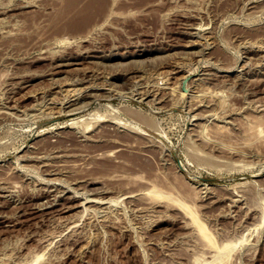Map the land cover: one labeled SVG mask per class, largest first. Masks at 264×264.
<instances>
[{
    "label": "rangeland",
    "instance_id": "rangeland-1",
    "mask_svg": "<svg viewBox=\"0 0 264 264\" xmlns=\"http://www.w3.org/2000/svg\"><path fill=\"white\" fill-rule=\"evenodd\" d=\"M87 1L0 0V264H264V0Z\"/></svg>",
    "mask_w": 264,
    "mask_h": 264
},
{
    "label": "bare ground",
    "instance_id": "bare-ground-1",
    "mask_svg": "<svg viewBox=\"0 0 264 264\" xmlns=\"http://www.w3.org/2000/svg\"><path fill=\"white\" fill-rule=\"evenodd\" d=\"M84 1V0H83ZM112 1V0H111ZM90 2H95V3H97V6H96V11H95V14L93 13V9L92 10H89L88 9V7H89V4H90ZM115 5L117 4V1L114 3ZM112 5V4H111ZM114 5V6H115ZM113 7V6H112ZM111 7H110V0H90V1H87L86 3H85V6L84 7H82L81 9L82 10H86L85 11V13H84V23L86 24L85 26V30L87 29V28H89L92 24H94L99 18H101V17H104L107 13H108V11H109V9H110ZM88 9V10H87ZM111 11V10H110ZM109 11V12H110ZM113 12H114V9H113ZM120 12V11H119ZM119 14V13H118ZM108 15V14H107ZM113 16V15H112ZM106 17H108V16H106ZM115 17V16H114ZM84 28V27H83ZM82 34V33H81ZM90 34V33H89ZM88 34V35H89ZM71 36V35H70ZM65 37V36H64ZM73 37V36H72ZM74 39V38H73ZM260 44H261V42H260ZM263 45V44H262ZM262 48V47H261ZM74 62V61H73ZM178 62V61H177ZM63 63V62H62ZM61 63H59V65H60ZM66 64V63H65ZM177 65V64H176ZM231 68V67H230ZM177 70V69H176ZM190 70V69H189ZM163 72V71H162ZM54 73H55V71H54ZM159 73H161V72H159ZM166 75V74H165ZM169 76L167 75V78H168ZM164 78V77H163ZM162 78V79H163ZM166 78V79H167ZM55 79V78H54ZM75 79V78H74ZM77 79V78H76ZM172 79V78H171ZM57 80V79H56ZM59 80V79H58ZM82 80V79H81ZM170 81V80H169ZM198 81V80H197ZM58 82V81H57ZM66 82V81H65ZM171 82V81H170ZM60 83V82H59ZM63 84V83H62ZM68 84V83H67ZM76 84V83H75ZM59 85V84H58ZM55 86V85H54ZM85 86H86V84H85ZM165 86V85H164ZM60 87V86H59ZM58 87V88H59ZM87 87H89V86H87ZM197 87V86H196ZM201 87V86H200ZM63 88H65V87H63ZM82 88H83V86H82ZM204 89H205V87H204ZM245 89V88H244ZM57 90H59V89H57ZM207 90V89H206ZM208 90H209V88H208ZM62 91V90H61ZM78 91V90H77ZM83 91V90H82ZM203 91V90H202ZM195 92V91H194ZM64 93V92H63ZM67 93L68 94H73L74 93V89H73V87L72 88H69V89H67ZM199 93V92H198ZM204 93V92H203ZM214 93V92H213ZM217 93V92H216ZM142 94H143V92H142ZM215 94V93H214ZM63 95V94H62ZM96 95V94H95ZM194 95V94H193ZM198 95V94H197ZM202 95V94H201ZM204 95H205V93H204ZM67 96V95H66ZM73 96V95H72ZM89 96V95H88ZM93 96V95H92ZM142 96V95H141ZM55 97V96H54ZM56 97H58V96H56ZM68 97V96H67ZM71 97V96H70ZM95 97V96H94ZM102 97V96H101ZM154 97V96H153ZM51 98V97H50ZM96 98V97H95ZM142 98V97H141ZM205 98V97H204ZM56 99V98H55ZM60 99V98H59ZM212 99V98H211ZM219 100H221V99H219ZM218 100V101H219ZM86 101V100H85ZM84 101V102H85ZM200 101H201V99H200ZM72 102V101H71ZM212 102V101H211ZM217 102V101H216ZM220 102V101H219ZM70 103V102H69ZM68 103V104H69ZM83 103V102H82ZM85 103H87V102H85ZM200 103V102H199ZM213 103V102H212ZM81 104V103H80ZM202 104V103H201ZM7 105V104H6ZM55 105V104H54ZM83 105V104H82ZM200 105V104H199ZM80 106V105H79ZM221 106H223V105H221ZM262 106V105H261ZM61 107V106H60ZM75 107H77V106H75ZM74 107V108H75ZM192 107V106H191ZM195 107V106H194ZM7 108V107H6ZM10 108V107H9ZM70 108H73V107H70ZM261 108V107H260ZM5 109V108H4ZM60 109V108H59ZM192 109V108H191ZM206 109V108H205ZM223 109V108H222ZM259 109V108H258ZM54 110H56V109H54ZM58 110V109H57ZM81 110V109H80ZM204 110V109H203ZM62 111V110H61ZM60 111V112H61ZM210 111H212V110H210ZM55 112V111H54ZM73 112V111H72ZM227 112V111H226ZM210 113V112H209ZM225 113V112H224ZM110 114V113H109ZM116 114V113H115ZM204 114V113H203ZM113 115V114H112ZM216 115V114H215ZM108 116V115H107ZM111 116V115H110ZM202 116V115H201ZM205 116V115H204ZM81 117H82V115H81ZM263 119V118H262ZM113 120V119H112ZM114 120H116V119H114ZM264 120V119H263ZM7 121V120H6ZM75 122V121H74ZM78 122V121H77ZM118 122V121H117ZM122 122V121H121ZM75 124V123H74ZM119 124V123H118ZM122 124V123H121ZM145 124V123H144ZM205 124V123H204ZM263 124H264V122H263ZM90 125V124H89ZM111 125V124H110ZM114 125V124H113ZM124 125V124H123ZM208 125V124H207ZM85 126H87V125H85ZM262 126H264V125H262ZM130 127V126H129ZM200 127V126H199ZM206 127V126H205ZM253 127H256V126H253ZM87 128V127H86ZM201 128V127H200ZM258 128V127H257ZM115 129V128H114ZM136 128H134L133 129V131L135 130ZM138 129V128H137ZM204 129H206V128H204ZM255 129V128H254ZM132 130V129H131ZM202 130V129H201ZM194 131V130H193ZM203 131V130H202ZM257 131V130H256ZM254 132V134L255 133H259V132ZM262 131H263V129H262ZM129 132V131H128ZM262 133V132H261ZM59 134V133H58ZM126 134V133H125ZM130 134V133H129ZM141 134V133H140ZM192 134H193V132H192ZM198 134H199V132H198ZM202 134V133H201ZM143 135V134H142ZM256 135V134H255ZM260 135V134H259ZM127 136V135H126ZM258 136V135H257ZM261 136H263L264 137V135L262 134ZM136 137V136H135ZM201 137V136H200ZM110 138V137H109ZM96 139V138H95ZM94 139V140H95ZM98 139V138H97ZM146 139V138H145ZM99 140V139H98ZM115 140V139H114ZM116 141H117V139H116ZM119 142V141H118ZM120 142H122V141H120ZM138 142H139V140H138ZM150 142H152L151 140H150ZM128 143V142H127ZM153 143V142H152ZM138 144V143H137ZM148 144V143H147ZM120 145V144H119ZM122 145V144H121ZM134 145V144H133ZM141 145V144H140ZM57 146V145H56ZM59 146V145H58ZM123 146V145H122ZM133 147V146H132ZM140 147V146H139ZM153 147V146H152ZM57 148V147H56ZM116 148V147H115ZM126 148V147H125ZM58 149V148H57ZM128 149V148H127ZM141 149H143V148H141ZM157 150V149H156ZM139 152V151H138ZM141 153V152H140ZM140 153H139V155H140ZM107 154V153H106ZM109 155H111V153L109 154ZM137 155V154H136ZM155 156V155H154ZM104 157V156H103ZM111 157H113V156H111ZM115 157H116V155H115ZM118 157H120L121 158V162L123 163V161H126V160H129L130 161V159H128V158H125V154H124V156H122V155H119ZM137 157H138V155H137ZM42 158V157H41ZM105 158V157H104ZM116 159V158H115ZM119 159V158H118ZM123 159V160H122ZM139 159V158H138ZM107 160V159H106ZM109 160V159H108ZM137 161H139V160H137ZM127 162V161H126ZM131 162V161H130ZM134 162H136V161H134ZM145 162V161H144ZM144 162H142V163H144ZM125 163V162H124ZM132 163V162H131ZM137 163V162H136ZM135 163V164H136ZM127 164V163H126ZM138 164V163H137ZM140 164V163H139ZM138 164V165H139ZM117 165V164H116ZM115 165V166H116ZM128 165V164H127ZM112 166H113V164H112ZM144 166V165H143ZM114 167V166H113ZM120 167V166H119ZM108 168H112V167H108ZM122 168V167H121ZM139 168V167H138ZM149 168V167H148ZM155 168V167H154ZM104 169V168H103ZM119 170V169H118ZM124 170V169H123ZM107 171H110V170H108L107 169ZM139 172V171H138ZM136 173H137V171H136ZM136 173H135V175L134 176H136ZM144 173V172H143ZM115 174H117V173H115ZM125 174V173H124ZM127 174V173H126ZM151 174V173H150ZM155 174H156V172H155ZM114 175V174H113ZM138 175H139V173H138ZM121 176H123L122 174H121ZM130 176V175H129ZM143 176H144V174H143ZM143 176H141V177H143ZM129 180H130V178L132 177V175H131V177L129 178L128 177V174H127V176H126ZM125 177V178H126ZM148 177V176H147ZM132 178H134V177H132ZM137 178H139V177H137ZM144 178V177H143ZM143 178H141V180L143 179ZM154 178V177H153ZM157 178V177H156ZM55 179H57V178H55ZM140 179V178H139ZM59 180V179H58ZM149 180V182H151L150 180H152V178H150V179H148ZM154 180V179H153ZM152 180V181H153ZM8 181V180H7ZM147 181V180H146ZM53 182V181H52ZM149 182H147L148 184H149ZM156 182V181H155ZM154 182V184L156 185H154L153 183V189L151 188V192H150V194L151 193H154L155 195L157 194V195H159V194H163V195H167V194H164V193H156L157 191L158 192H160V190H157V189H159V188H157L156 189V187H158V185L156 184ZM14 184H15V182H14ZM137 184V183H136ZM135 184V185H136ZM142 184H143V182H142ZM8 184H6V186H7ZM13 185V184H12ZM16 185V184H15ZM47 185V184H46ZM144 185V184H143ZM143 185H141V186H143ZM147 185V184H146ZM9 186V185H8ZM68 186V185H67ZM151 186V185H150ZM5 187V186H4ZM127 187H129V186H127ZM134 187V186H133ZM139 187V186H138ZM144 187V186H143ZM152 187V186H151ZM9 188V187H8ZM70 188V187H69ZM137 188V187H136ZM147 188V187H146ZM7 189V188H6ZM13 189V188H12ZM60 189H61V187H60ZM148 189H150V187L148 186ZM5 190V189H4ZM56 190V189H55ZM141 190H143V189H141ZM146 190V189H145ZM155 190H157V191H155ZM62 191V190H61ZM76 191V190H75ZM134 191V190H133ZM139 191V190H138ZM137 191V192H138ZM162 191V190H161ZM14 192V191H13ZM87 192V191H86ZM85 192V193H86ZM148 192V191H147ZM162 192H164V191H162ZM75 193V192H74ZM79 193V192H78ZM77 193V194H78ZM134 193V192H133ZM149 193V192H148ZM168 193V192H167ZM140 194V193H139ZM54 195V194H53ZM152 195V194H151ZM162 195V196H163ZM56 196V195H55ZM58 196V195H57ZM77 196V195H76ZM99 196H101V195H99ZM138 196V195H137ZM142 196V195H141ZM140 196V197H141ZM154 196V195H153ZM161 196V195H160ZM168 196L169 197H172L171 196V193H168ZM82 197V196H81ZM135 197V196H134ZM155 197V196H154ZM91 198V197H90ZM159 198V197H158ZM88 199V198H87ZM51 200V199H50ZM111 200V199H110ZM109 200V201H110ZM132 200V199H131ZM137 200V199H136ZM149 200H150V198H149ZM154 200V199H153ZM112 201V200H111ZM147 201V200H146ZM178 201V200H177ZM90 202H93L94 204H97V205H102V204H107V202L106 201H103L102 199H100V198H94L93 200H91ZM158 202V201H157ZM182 201H180V203H181ZM54 203V202H53ZM177 203H179V202H177ZM183 203V202H182ZM110 204V203H109ZM184 204V203H183ZM183 204H181L182 206H185L187 203H185L184 205ZM42 205V204H41ZM40 205V206H41ZM83 205V204H82ZM157 205V204H156ZM179 205V204H178ZM68 207V206H67ZM88 207V206H87ZM103 207V206H102ZM107 207V206H106ZM186 207V206H185ZM69 208V207H68ZM183 208V207H182ZM191 208V207H190ZM106 209V208H105ZM186 210H188V207L187 208H185ZM184 210V209H183ZM189 210H191V209H189ZM193 210V209H192ZM88 211V210H87ZM85 212V211H84ZM187 212V211H186ZM189 213H191L190 215H192V213L194 214V212H189ZM89 214V213H88ZM194 216V215H193ZM192 216V217H193ZM193 219H194V217H193ZM194 220H197L196 219V217H195V219ZM201 227V230H202V232H203V230L205 229V227H203L202 228V226H200ZM200 227H199V230H200ZM199 232H201V231H199ZM202 232H201V234L200 235H202V237H203V234H202ZM205 235H204V238H203V240L206 238V239H208V241L205 239V241H207L208 242V245L210 244V246H211V244L213 243H210L209 241L211 240L210 239V237H207V232H205V230H204V232H203ZM207 233V234H206ZM208 236H209V234H208ZM212 241V240H211ZM206 244V243H205ZM215 245L217 246V244L215 243ZM215 245H213L214 247H212V248H214V249H216V246ZM232 245V244H231ZM206 246H207V244H206ZM209 246V247H210ZM210 247V248H211ZM223 247V248H222ZM232 247L233 246H231L230 247V245L229 244H226L225 243V245L224 246H219V247H217L219 250L217 251V252H220V248H222L223 249V251L225 250V251H227L228 249L230 250V251H232L233 249H232ZM234 248V247H233ZM213 249V250H214ZM221 249V250H222ZM227 249V250H226ZM223 251H221V253L220 254H225V253H228V255L227 256H223V257H225V258H227V259H229L228 258V256L230 255L229 253H230V251H227V252H225L224 251V253H222ZM216 252V253H217ZM215 253V252H214ZM204 254V253H203ZM220 254H218L219 255V257H221V255ZM201 255V254H200ZM217 255V256H218ZM197 256H199V254L197 255ZM215 257V260H217V258H218V260H220L219 259V257H216V256H214ZM230 257V256H229ZM196 258V257H195ZM202 258V257H201ZM200 258V259H201ZM203 258H204V255H203ZM225 258H221V261L220 262H222ZM223 259V260H222ZM205 260V259H204ZM198 261H199V258H198ZM197 261V262H198ZM210 261H208V263H209ZM213 262H215L214 260H213ZM200 263H201V261H200ZM199 263V264H200ZM209 264H211V263H209Z\"/></svg>",
    "mask_w": 264,
    "mask_h": 264
}]
</instances>
